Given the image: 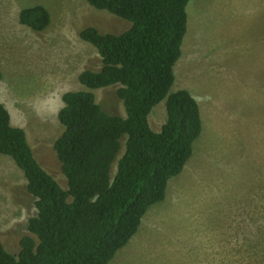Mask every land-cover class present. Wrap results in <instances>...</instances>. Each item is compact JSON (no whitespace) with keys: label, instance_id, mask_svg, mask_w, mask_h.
Instances as JSON below:
<instances>
[{"label":"rangeland","instance_id":"obj_1","mask_svg":"<svg viewBox=\"0 0 264 264\" xmlns=\"http://www.w3.org/2000/svg\"><path fill=\"white\" fill-rule=\"evenodd\" d=\"M35 4L51 15L42 31L19 21L20 10ZM187 13L171 92L187 88L197 98L203 131L164 200L109 264H264V0H190ZM130 24L86 0H0V99L64 188L53 148L64 130L62 96L86 89L79 74L102 66L80 31L120 33ZM118 87L93 92L103 109L125 116ZM166 119L163 100L149 120L160 131ZM116 169L117 162L113 175ZM36 212L23 171L0 154V240L11 252L20 250L23 235L34 236L27 225Z\"/></svg>","mask_w":264,"mask_h":264},{"label":"trees","instance_id":"obj_2","mask_svg":"<svg viewBox=\"0 0 264 264\" xmlns=\"http://www.w3.org/2000/svg\"><path fill=\"white\" fill-rule=\"evenodd\" d=\"M86 1L131 24L120 33L95 26L80 31L98 50L102 66L79 74L86 89L62 96L58 118L64 130L53 148L67 188L40 164L26 130L12 123L0 99V154L23 171L37 209L27 225L35 237L23 235L17 253L0 240V264H109L137 233L149 208L164 200L203 131L197 98L187 88L171 92L190 0ZM19 21L42 31L51 15L35 4L20 10ZM114 84L120 85L125 116L96 101L94 89ZM163 100L167 119L155 131L149 117Z\"/></svg>","mask_w":264,"mask_h":264},{"label":"clouds","instance_id":"obj_3","mask_svg":"<svg viewBox=\"0 0 264 264\" xmlns=\"http://www.w3.org/2000/svg\"><path fill=\"white\" fill-rule=\"evenodd\" d=\"M127 21H128V20H127ZM128 243H129V242H128ZM128 243H127V244H128ZM127 244H126V245H127ZM126 245H125V246H126ZM122 248H123V247H122Z\"/></svg>","mask_w":264,"mask_h":264}]
</instances>
